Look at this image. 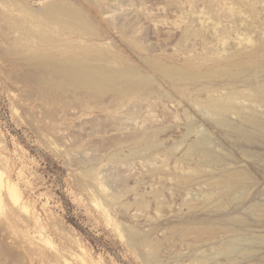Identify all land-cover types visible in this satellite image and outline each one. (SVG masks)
I'll return each instance as SVG.
<instances>
[{"label": "rangeland", "instance_id": "obj_1", "mask_svg": "<svg viewBox=\"0 0 264 264\" xmlns=\"http://www.w3.org/2000/svg\"><path fill=\"white\" fill-rule=\"evenodd\" d=\"M49 1L0 0L69 48L134 66L156 90L120 106L74 95L61 108L27 95L12 79L21 67L0 56V264H264V132L240 114L264 121V105L242 95L264 89V0H57L89 20L68 34L43 19ZM244 47L255 76H204ZM153 58L202 75L170 81ZM211 99L230 106V127L205 108ZM200 139L215 163L194 149ZM233 170L249 180L225 196L213 177ZM233 240L245 256L220 251Z\"/></svg>", "mask_w": 264, "mask_h": 264}, {"label": "bare ground", "instance_id": "obj_2", "mask_svg": "<svg viewBox=\"0 0 264 264\" xmlns=\"http://www.w3.org/2000/svg\"><path fill=\"white\" fill-rule=\"evenodd\" d=\"M15 1L19 3L25 0ZM42 17L48 23L56 24L63 33L67 34L76 30H86L89 24V20L81 15L80 11L57 0L47 3ZM219 18L217 20H221L222 17ZM38 20L39 18L36 25L40 29L43 24ZM227 32L228 30L224 29L221 33L226 35ZM7 50L8 52H5ZM259 50H264V44ZM0 56L7 59L9 64L14 66L15 63L21 67L20 73L16 75L17 78L12 79L28 88L27 95L39 96L47 103H50L53 97L62 98L59 105L51 103L61 108L68 106L64 98L74 95H85L100 102L111 98L115 105L120 106L133 97L147 98L156 90L153 78L134 66L116 65L111 58L97 50L81 46L69 48L62 38L53 37L47 31L31 29L25 22L18 20L4 2H0ZM234 56H239L240 60H233ZM234 56L229 57L225 66L211 70L204 76L233 78L236 75L246 74L253 77L258 73V67L249 58L250 53L247 48H242ZM147 63L170 81H194L202 75H196L188 68L168 65L155 58L147 60ZM242 95L249 102L264 105V89L260 85L252 87L248 94ZM205 108L213 113L217 124L230 127L226 120L227 113L231 110L228 104L211 99ZM240 114L244 115L247 123L264 132V121L262 122L257 112L250 109ZM238 133L242 137L251 138L242 128L238 129ZM204 143L205 139H200L195 143L194 149L201 152L205 163L213 164L217 161V157L205 148ZM213 178L219 192L225 196H232L236 188L243 187L249 180L248 174L239 170L227 171L224 175ZM186 231L190 229H180L182 233ZM235 232L236 230L234 234ZM211 233L213 231L205 232L209 236L212 235ZM130 239L132 242L143 243V240H137L134 234L130 235ZM230 242L231 244L220 249L222 253L228 257L230 253L239 250L245 256L246 252L244 253L245 250L240 248L238 241ZM227 261L229 264L234 262L229 257ZM150 263L157 264L155 259H150Z\"/></svg>", "mask_w": 264, "mask_h": 264}]
</instances>
